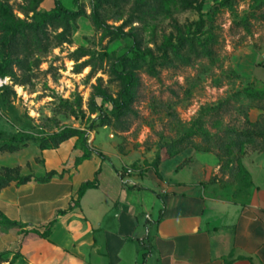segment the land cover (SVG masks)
<instances>
[{"label":"rangeland","instance_id":"obj_1","mask_svg":"<svg viewBox=\"0 0 264 264\" xmlns=\"http://www.w3.org/2000/svg\"><path fill=\"white\" fill-rule=\"evenodd\" d=\"M61 1L71 10L82 7L87 16L76 22L71 44L51 49L41 57L39 67L26 73V77L24 72L16 70L19 77L26 78V84L13 85L10 79L0 78V90L9 85L15 91H0V144L9 141L13 135L28 134L41 139L64 128L87 131L92 126L94 130L89 131L88 144L131 159L133 162L129 167H133V172L125 174V178L148 176L140 180L145 186H154L151 181L154 171L150 170L148 175L147 172L157 156L166 159L170 147L179 141L219 153L223 157V171L231 173L234 169L232 164L241 154L234 152L230 143L235 139L236 131L250 127L249 112L257 105L247 97L246 91L248 88H261L241 76L237 67L248 69L256 65V75L264 80L263 62L259 61L264 60V52L261 51L264 46V0H229L228 5L223 4L226 0H205L203 13L206 24L201 37L209 39L213 55L197 58L191 65L179 64L177 68L161 69L158 77L139 70L140 86L134 105L138 117L131 119V126L126 131L93 125L96 115L89 114L88 103L98 79H102L103 87L111 94L115 96L118 93L119 85L111 80L109 65L119 57L131 55L134 42L131 38L110 40L96 32L89 16L92 0ZM135 1L129 0L123 6L124 20L131 13ZM144 1L155 6L143 22L133 25L143 40L144 49L156 51L170 34L177 33V25L189 27L200 20L197 11L183 9L181 0ZM6 2L0 0V3ZM8 3L17 17L32 18L33 14L27 18L21 12V7H27L29 2L9 0ZM54 8V0H42L38 10L51 12ZM113 13L114 10L108 11V17ZM123 22L109 19V24L115 26ZM130 29L126 27L125 31ZM79 49L94 57L93 63L98 71L93 76H90L91 67L80 70V65L91 56L77 61L75 53ZM102 55H106L103 63L100 60ZM256 55L258 61L255 62ZM80 102L82 109H79ZM98 103L104 111L111 112L110 105L101 100ZM189 136H192L190 140ZM73 141L76 144L72 156H79L83 150L78 141ZM249 152L245 147L243 155ZM51 156L49 161L55 160ZM48 162L44 164L37 141H31L26 146L20 145L15 153H1L0 171L5 167H19L22 175L41 177L49 171ZM114 164L122 167L118 159H114ZM94 165V160L86 162L78 178L87 179ZM17 194L25 195V186ZM15 195L14 191L8 194V198ZM0 221V264H29L25 256V241L39 236L25 232L29 231L26 225L25 230L10 229L1 216ZM62 224L57 228L55 239L60 235Z\"/></svg>","mask_w":264,"mask_h":264},{"label":"crops","instance_id":"obj_2","mask_svg":"<svg viewBox=\"0 0 264 264\" xmlns=\"http://www.w3.org/2000/svg\"><path fill=\"white\" fill-rule=\"evenodd\" d=\"M257 68L237 70L264 90ZM262 116L264 109L255 105L248 118L256 123ZM75 144L70 140L59 149L40 150L44 164L50 155L55 158L48 172L56 170L62 178L29 183L25 195L17 194L24 186L15 185L0 193L1 212L29 231L45 233L55 221L48 238L25 241L29 264H264V152L242 156L241 177L223 171L215 153L187 148L164 159L148 187L140 183L148 176L121 177L131 159L91 146L110 160L93 155L77 163L83 153L72 156ZM93 160L88 178L79 179L84 164ZM97 172L98 187L78 201L81 185Z\"/></svg>","mask_w":264,"mask_h":264},{"label":"trees","instance_id":"obj_3","mask_svg":"<svg viewBox=\"0 0 264 264\" xmlns=\"http://www.w3.org/2000/svg\"><path fill=\"white\" fill-rule=\"evenodd\" d=\"M6 1V3H0V78L10 79L13 85L23 86L27 83L26 78L19 77L16 70L24 72L26 77V73L39 67L41 57L48 54L51 49L64 44H71L74 26L79 18L87 16V12L82 7L77 10L68 9L61 0H54L55 8L53 11L41 12L38 9L42 4V0H25L29 2V5L21 7L22 14L27 18L30 14H33L30 20H26L17 17L12 6L8 3L9 0ZM128 2L129 0H92V11L89 15L96 32L101 33L103 38H109L110 40L131 38L134 42L131 55L126 54L119 57L111 61L112 63L109 65V76L111 80L119 85L118 93L115 96L111 94L108 89L103 87L102 79H98V84L94 86V92L88 103L89 114L96 115L92 120L93 125L112 126L117 131L128 130L131 126V119L138 117L134 105L138 99V88L140 86L139 70H144L152 77H158L161 69L177 68L179 64L191 65L197 58L213 55V51L209 47V39L201 37L206 24L205 14L203 13L205 0H181L183 9L197 11L200 14V20L192 23L189 27H179L177 25V33L170 34L157 47L156 51L143 48V40L133 27L135 23L143 22L148 15L152 14L155 6H151L149 2L144 0H136L131 13L124 20L122 9ZM229 3L230 1L226 0L223 4L228 5ZM110 10H114V13L111 17H108L107 14ZM110 18H113L115 22H124L120 26L111 25L109 24ZM126 27H131V29L125 31ZM75 54L77 61L91 56V59L80 65L81 71L86 67H91L90 76L98 71L93 63L94 57L90 53L79 49ZM105 56L102 55L100 59L102 63L105 61ZM12 88L5 85L0 91L14 93L15 91ZM246 95L255 101L259 108L264 109V90L248 88ZM99 100L111 106L110 113L104 111L98 103ZM79 109H82L81 102L79 103ZM83 114L85 113L83 112ZM248 123L250 127L247 130L236 131L234 133L235 139L230 143L233 151L241 154L232 164L234 168L231 171L232 174L236 172L237 174H244L245 172L241 166L245 147L251 152H264V116L256 123H251L249 120ZM93 130L92 126L87 131L68 127L41 139H35L28 134L13 135L9 141L0 144V154L4 152L15 153L19 151L20 145L26 146L31 141H37L38 147L42 151L55 150L68 141L75 139L80 143L83 150L82 156L77 158V163L82 160H89L93 155H97L103 161L110 160L103 152L93 149L88 144L89 131ZM1 137L2 135H0ZM191 138L192 136H189V140ZM187 148L201 150L192 145H184L183 141H179L170 147L166 159L179 155ZM202 151L213 152L211 150ZM213 153L220 158L221 162L223 161L222 155L216 152ZM163 160L160 156H157L149 170L156 172ZM132 172L133 167H128L122 170L120 174L124 179L125 174ZM98 174L99 172L96 173L93 181H87L81 185L78 191V201L89 189L98 187ZM55 177L62 178L63 173L52 170L45 176L36 178L33 175H22L19 167H5L0 171V193L12 185L21 187L32 182L47 184ZM64 213L65 211L60 212V214ZM0 216L8 228L25 230V224L10 219L1 211ZM0 224H2L1 221ZM54 224L55 221L50 222L45 233H40L36 229L25 232L36 234L41 238H48Z\"/></svg>","mask_w":264,"mask_h":264}]
</instances>
